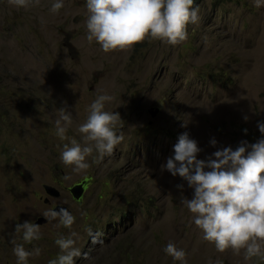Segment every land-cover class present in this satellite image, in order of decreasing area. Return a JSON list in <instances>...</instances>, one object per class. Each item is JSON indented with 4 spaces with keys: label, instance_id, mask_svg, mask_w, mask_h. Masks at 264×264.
I'll return each instance as SVG.
<instances>
[{
    "label": "rangeland",
    "instance_id": "1",
    "mask_svg": "<svg viewBox=\"0 0 264 264\" xmlns=\"http://www.w3.org/2000/svg\"><path fill=\"white\" fill-rule=\"evenodd\" d=\"M51 2L18 9L0 0V264H15L9 241L25 220L41 231L33 242L40 255L29 264L54 259L56 234L69 230L40 213L59 207L75 217L72 231L82 253L75 264H173L163 252L169 242L185 250L187 264H244L242 256L219 253L201 238L180 204L192 189L161 165L184 132L202 149L199 159L261 136L264 7L252 0H200L193 4L198 21L175 47L146 40L104 53L85 39L84 0H64L55 14ZM102 93L112 96L106 110L119 112L116 131L123 139L111 156L89 157V168L73 174L58 159L67 140L54 134L56 109L72 114L66 136L79 140L76 128ZM84 179L88 189L76 201L68 188ZM46 185L60 197L47 195ZM89 230L98 234L96 243Z\"/></svg>",
    "mask_w": 264,
    "mask_h": 264
},
{
    "label": "clouds",
    "instance_id": "2",
    "mask_svg": "<svg viewBox=\"0 0 264 264\" xmlns=\"http://www.w3.org/2000/svg\"><path fill=\"white\" fill-rule=\"evenodd\" d=\"M199 1L84 0L85 39L89 43L95 41L104 53L128 51L146 40L175 47L187 38V25L198 21V8L193 4ZM7 2L18 9L39 4V0ZM252 3L256 8L264 7V0H252ZM63 6L64 0H52L49 12L58 13ZM111 100V95L102 93L87 106L86 118L76 128L79 140L66 136L72 125V114L64 107L56 109L54 134L61 142L67 140L61 144L58 159L73 174H82L89 168L87 158L96 162L111 156L115 146L121 143L123 137L116 131L120 114L106 110V103ZM257 128L261 136L256 142L242 140L235 148L217 149L205 159L198 158L202 149L184 132L173 145L172 155L161 165V171L179 176L192 189L191 199L181 195L180 204L191 214V222L200 231L201 238L219 253L231 250L234 255L242 256L244 264L253 259L264 264V121H258ZM216 143L215 139L210 140L212 146ZM81 184L84 193L76 200L71 189ZM86 187L88 180L84 179L68 191L76 201H81ZM176 187L181 189L183 185ZM60 195L59 192L58 197L49 196L59 198ZM40 214L47 223L55 221L53 227L69 230L67 235L56 234L54 244L59 251L47 264H75L76 258L82 255L76 246L79 236L72 231L75 217L66 207L48 208ZM89 235L96 243L98 234L89 230ZM40 239L39 224L28 220L17 223L9 241L15 264H29L30 257H38L41 250L33 242ZM25 245H32L31 251ZM163 252L171 257L173 264H187L185 250L172 242L164 246ZM215 264L223 262L217 259Z\"/></svg>",
    "mask_w": 264,
    "mask_h": 264
},
{
    "label": "water",
    "instance_id": "3",
    "mask_svg": "<svg viewBox=\"0 0 264 264\" xmlns=\"http://www.w3.org/2000/svg\"><path fill=\"white\" fill-rule=\"evenodd\" d=\"M150 112L152 113V110ZM153 115H155V114H153ZM44 189L50 196H55V197L59 196V192L54 187L45 186ZM71 193H72L73 197L76 200H79L82 197L83 193H84L83 185L82 184L81 185H76L75 187H73L71 189ZM57 210H59V208H57Z\"/></svg>",
    "mask_w": 264,
    "mask_h": 264
}]
</instances>
